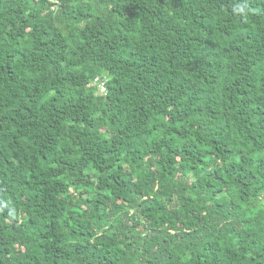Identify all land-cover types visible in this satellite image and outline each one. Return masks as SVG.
<instances>
[{"label":"trees","instance_id":"trees-1","mask_svg":"<svg viewBox=\"0 0 264 264\" xmlns=\"http://www.w3.org/2000/svg\"><path fill=\"white\" fill-rule=\"evenodd\" d=\"M0 264H264V0H0Z\"/></svg>","mask_w":264,"mask_h":264},{"label":"clouds","instance_id":"clouds-1","mask_svg":"<svg viewBox=\"0 0 264 264\" xmlns=\"http://www.w3.org/2000/svg\"><path fill=\"white\" fill-rule=\"evenodd\" d=\"M246 4L237 5L234 9L237 13L244 14L246 12ZM15 213V209H11L9 215H13Z\"/></svg>","mask_w":264,"mask_h":264},{"label":"built area","instance_id":"built-area-1","mask_svg":"<svg viewBox=\"0 0 264 264\" xmlns=\"http://www.w3.org/2000/svg\"><path fill=\"white\" fill-rule=\"evenodd\" d=\"M94 84L98 85L102 92L107 93L105 81H103L101 77L96 78Z\"/></svg>","mask_w":264,"mask_h":264}]
</instances>
